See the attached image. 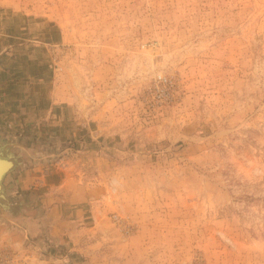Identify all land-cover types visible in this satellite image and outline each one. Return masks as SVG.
Segmentation results:
<instances>
[{"label": "rangeland", "instance_id": "1", "mask_svg": "<svg viewBox=\"0 0 264 264\" xmlns=\"http://www.w3.org/2000/svg\"><path fill=\"white\" fill-rule=\"evenodd\" d=\"M3 1L78 117L0 123V264H264V0Z\"/></svg>", "mask_w": 264, "mask_h": 264}, {"label": "crops", "instance_id": "2", "mask_svg": "<svg viewBox=\"0 0 264 264\" xmlns=\"http://www.w3.org/2000/svg\"><path fill=\"white\" fill-rule=\"evenodd\" d=\"M6 7L0 0V123L23 130L42 121L76 120L74 102L63 92L59 96L55 72L41 47L49 41L36 38L32 19L7 14ZM32 172L21 173V183L30 179L33 186Z\"/></svg>", "mask_w": 264, "mask_h": 264}, {"label": "water", "instance_id": "3", "mask_svg": "<svg viewBox=\"0 0 264 264\" xmlns=\"http://www.w3.org/2000/svg\"><path fill=\"white\" fill-rule=\"evenodd\" d=\"M2 142L0 141V213L3 208L9 207V203L4 201L7 199V195L4 189L5 177L15 168L16 163L11 153L6 152L2 148Z\"/></svg>", "mask_w": 264, "mask_h": 264}]
</instances>
